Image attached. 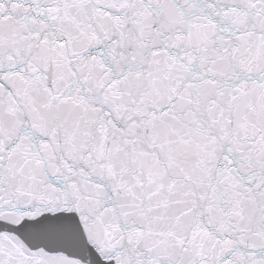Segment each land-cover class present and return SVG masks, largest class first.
Here are the masks:
<instances>
[{"label":"snow or ice","instance_id":"obj_1","mask_svg":"<svg viewBox=\"0 0 264 264\" xmlns=\"http://www.w3.org/2000/svg\"><path fill=\"white\" fill-rule=\"evenodd\" d=\"M0 264H264V0H0Z\"/></svg>","mask_w":264,"mask_h":264}]
</instances>
